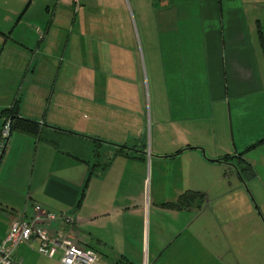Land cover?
<instances>
[{"label": "crops", "instance_id": "0c3cea01", "mask_svg": "<svg viewBox=\"0 0 264 264\" xmlns=\"http://www.w3.org/2000/svg\"><path fill=\"white\" fill-rule=\"evenodd\" d=\"M146 49L152 68L166 80L167 121L177 136H184L170 153L149 154L144 146L111 142L101 136L99 123L105 124V130H110L109 124L113 133H123L118 137L138 139L140 121L122 116L137 112L136 98L129 101L124 95L122 101L110 99L113 87L133 89L129 84H112L109 80L104 83L103 115L98 113L100 109L96 111L95 104L101 100L94 96L87 95L85 102H79V92H97L95 77L100 71L108 79L137 75L139 54ZM60 57L83 61L76 64L77 75L91 77L72 86L77 99L71 95V103H67L71 111L66 114L75 121L76 128H67L48 112L41 119L22 113L16 96L2 106L0 111L18 99L19 115L42 124L44 139L60 140V146L17 131L6 137L0 146V167L3 165L6 173L15 165L22 169L30 157L41 176L34 182L36 188L25 186L27 198L20 194L21 199L16 197L14 178L13 182L3 177L0 207L9 209L12 218L31 216L35 204L67 213L73 220L75 241L94 249L100 264H144L147 219L146 264H241L237 254L226 257L225 252L234 251L232 245L240 243L252 249L256 243L253 233L243 230L240 235L232 231L233 243H225L219 233L198 244L193 232L187 230L184 215H177V227V219L170 218L172 227H163L165 218L160 212L151 216L145 211L147 178L143 169L146 162L150 161L151 169L154 165L157 169L159 160L181 158L189 151L201 157L212 151V157H216L212 162L221 163L220 153L235 155L264 137V0H81L78 7L72 0H0L3 67H14L19 75H25L30 70L35 72L38 60ZM100 60L103 64L98 63ZM193 91L200 95L190 101L187 97ZM81 109L87 110L92 124L79 123ZM119 120L125 125L124 132L116 127ZM194 120L197 127L190 126ZM4 121L0 116V134ZM162 122L159 118L157 124ZM210 122L215 126L212 138ZM44 125L71 133L55 132ZM225 135L230 143L224 142ZM93 144H99L102 158H96ZM120 146H124L125 153L115 155ZM35 165L30 172L31 182ZM116 166L122 168L111 182L107 177ZM164 180L157 173L154 204L163 197L160 188ZM243 204L250 213V200L245 197ZM257 262L264 264V260Z\"/></svg>", "mask_w": 264, "mask_h": 264}, {"label": "rangeland", "instance_id": "374dc122", "mask_svg": "<svg viewBox=\"0 0 264 264\" xmlns=\"http://www.w3.org/2000/svg\"><path fill=\"white\" fill-rule=\"evenodd\" d=\"M48 18L49 17H46V21ZM77 62L81 63L83 61H70L61 59V57L57 60H53L52 58L40 59L37 61L38 67L35 72L32 73V70H30L26 73L27 75H23L24 72L22 75H19L18 69L8 65L3 67V65L0 64V109L16 96L20 100L22 113L33 116L36 119H41L43 118V114L48 112V114L60 118L61 122L65 124L67 128L74 129L75 121L66 114L67 111H71L67 104L71 103L69 102L71 101V95L72 99H77L76 96H73L76 95V92L72 93L71 91L72 86L79 83L82 84V79L87 80L89 78L91 80V77L87 75H77ZM103 62V60L98 61V63L101 64H103ZM16 63H19V61L17 60ZM139 63V73L132 77H111L108 79V77L106 78L102 71H100L101 73H97L95 77V81L99 86L97 92H79L78 95H81L79 102H85L86 99L84 100V97H87V95L90 97L94 96L93 98H95V100H101L99 103L96 102L95 105L96 111L100 109L98 113L103 115L105 111L104 104H102L105 96L103 92L104 83L109 80L112 84H119L120 81L121 84H129L130 87L134 88H130V90H120L113 87L110 93L112 98H109L113 101L115 99H120L122 101L124 95L129 101L133 97L136 98L137 112L134 111L131 114L125 112L122 113V116L124 118H137L140 121V126H138V139L128 140L124 139V137H118L123 135V133H113L111 130L112 126L109 124H107V128L110 130H105V124L99 123L98 126L102 128L101 136L111 142L128 141L130 146H144L146 150H150L148 152L149 154L173 152L177 146V141H181V137L184 136H177L173 126L167 121L169 105L168 91L164 85V81L166 80L158 73V70L152 68L147 49L142 55L139 54ZM123 81L126 83H123ZM134 85H137L138 88H135ZM199 95V91H193L188 94L187 98L193 101L196 100ZM79 113L78 117L80 124L84 126L92 124L93 120L89 119L90 117L87 110L81 109ZM122 116L120 120L123 118ZM159 118L162 119L163 122L158 125L157 122ZM101 119H103V117H101ZM202 121L205 120L202 119ZM206 122L209 121L206 120ZM120 123H122V121L119 122V125H115L120 128V132H124L125 125H121ZM197 124V121L194 120L191 122L190 126L197 127ZM208 127L212 131L209 137L212 138L215 126L210 122L208 123ZM225 128L226 131L229 132L230 125H228L227 120ZM224 138V142L230 143V138H228L227 135H225ZM141 143L144 145H141ZM92 147L97 148V144H95V147L94 145ZM102 147L104 148V146ZM97 151H95L96 158H102L100 155H102L103 151ZM241 151H243V158L249 162L254 169L255 175L252 179L248 180L244 178V180L241 181L237 177L232 166V164H236L235 159L226 160V164L223 162H212L213 159H216V157H212V151L208 154L204 153L202 157L189 151L181 158H176L175 156V158L159 160L157 169L155 165L154 168L151 169L150 161L148 163L146 162L143 169V174L147 178L145 211L150 213L151 216L156 211L160 212L163 218H165L162 222L163 227H172L171 220L173 219H177L176 223H174V226L177 227V215H184L186 217L187 230L193 232V236L192 234L191 236L196 238L198 244L201 243L200 240H202V242L210 240L219 233H222L221 235L225 243H227V241L233 243L234 236H232V231H237L241 235L243 230H248L250 234L253 233V239H255L256 242L253 248L248 250L246 247H243L241 243L237 247L233 244L232 247L234 251L225 252V255L228 257L237 254L241 264H245L246 262L260 264L257 261L264 260V142L254 148L252 147L248 150L243 149ZM220 154H222L221 156L225 155V153ZM235 155H237V153ZM28 158V163L22 169H20L19 165H15L6 173L5 167L3 165L0 167V182L3 181V177L7 178V181L10 179L13 181L14 178L16 183L14 187L18 188L15 192L16 197H20V194H23V197L27 198V195L25 196V186H30L31 184L33 188H36L37 184L34 182L41 176V173L37 170V164H33L34 159L32 158L30 160V157ZM33 165H35V172L32 175L34 181L31 182L32 178L30 172L34 167ZM236 165H238V163ZM121 168L116 166L114 168L115 171L112 170L107 179L111 182L114 181L117 170ZM156 172L161 177L165 178V183L160 188V192H163V197L161 200H157L159 202L158 204L156 203L157 205L154 204V192L156 190L157 179ZM5 174H8V176L5 177ZM167 177L170 181H167ZM179 193H184L185 196V201L182 206L184 209H180L173 204L178 201L179 197L177 198V196ZM245 197L249 199L250 203L253 205V208H250V213L249 209L245 208L243 204V199ZM150 199H152V204H150ZM18 210H20V208ZM9 211L10 210H7L6 207H0V238H3L8 233L10 224L15 219V217L12 218ZM169 218L171 220H169ZM231 223L237 229H232ZM148 230L147 219L145 227L144 264L147 263L148 258ZM187 235L188 234H186V237ZM14 257L18 260H22V264H63L59 252L56 253L53 258H49L38 252V244L36 243L20 244L14 251Z\"/></svg>", "mask_w": 264, "mask_h": 264}, {"label": "built area", "instance_id": "2783aa9c", "mask_svg": "<svg viewBox=\"0 0 264 264\" xmlns=\"http://www.w3.org/2000/svg\"><path fill=\"white\" fill-rule=\"evenodd\" d=\"M76 7L81 0H72ZM9 133V121L2 127L1 134ZM70 215L33 205L31 216L16 217L8 233L0 238V264H22L14 257L15 249L22 243L38 244V252L52 258L61 252L63 264H99V254L92 248L79 244L72 236L73 225ZM146 264V263H145Z\"/></svg>", "mask_w": 264, "mask_h": 264}, {"label": "trees", "instance_id": "16d2710c", "mask_svg": "<svg viewBox=\"0 0 264 264\" xmlns=\"http://www.w3.org/2000/svg\"><path fill=\"white\" fill-rule=\"evenodd\" d=\"M0 116H3L5 118V121H4V124L6 121H9V133L8 135L13 132V131H17V132H21V133H24V134H28V135H31L33 137H36L38 139H44L43 135H42V130L43 128L41 126H43L42 124L38 123L37 121L35 120H32V119H27V118H23L19 115V100L18 99H15L13 101V103L0 111ZM3 124V126H4ZM2 126V127H3ZM48 128H52L55 132H59V133H71V132H66V130L64 129H61L59 127H53V126H49V125H44ZM7 137V136H6ZM6 137H3L2 134H0V146L2 147ZM45 141H48L50 143H52L54 146L56 147H59L60 144V140H51V139H44ZM96 140L98 143L99 142H104L102 140H98V139H94ZM96 142V143H97ZM264 142V137H262L261 139L257 140L256 142H254L252 145H250L249 147H247V149L249 148H252V147H255V146H258L259 144L263 143ZM95 145V144H93ZM99 145V144H97ZM95 147V146H94ZM124 146H120L118 148V150L116 151L115 155H118V154H124V150H123ZM82 149V147H81ZM98 150V148H95ZM180 152V150H178L175 154H178ZM243 151L237 153V155H228V154H225L224 156L220 157V162H224L226 163L225 161L226 160H233L235 159L236 160V164L238 163V165L236 164H232L233 166V169L234 171H236L239 175V177L241 178V180H244V178L246 179H252L253 176L255 175V172H254V169L252 168V166L250 165L249 162H247L243 156ZM85 162H87V160L85 159ZM94 165H92L90 167V171L88 172V177L86 178V181H85V185L87 183V180L88 178L91 176L92 174V171L94 169ZM104 169V168H103ZM83 195V193H82ZM184 193L181 194L179 196V199L178 201H176L175 203H173L176 207L182 209L183 207V203H184Z\"/></svg>", "mask_w": 264, "mask_h": 264}, {"label": "water", "instance_id": "95a60500", "mask_svg": "<svg viewBox=\"0 0 264 264\" xmlns=\"http://www.w3.org/2000/svg\"><path fill=\"white\" fill-rule=\"evenodd\" d=\"M2 153H3V152L0 153V160H1V157H2ZM215 161H219V159H217V160H215Z\"/></svg>", "mask_w": 264, "mask_h": 264}, {"label": "flooded vegetation", "instance_id": "af4514ba", "mask_svg": "<svg viewBox=\"0 0 264 264\" xmlns=\"http://www.w3.org/2000/svg\"><path fill=\"white\" fill-rule=\"evenodd\" d=\"M234 165V164H233ZM235 166V165H234Z\"/></svg>", "mask_w": 264, "mask_h": 264}]
</instances>
